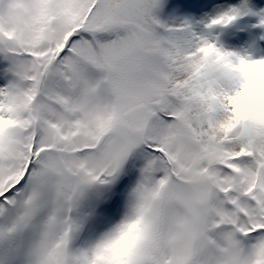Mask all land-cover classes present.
<instances>
[{"label":"snow or ice","instance_id":"obj_1","mask_svg":"<svg viewBox=\"0 0 264 264\" xmlns=\"http://www.w3.org/2000/svg\"><path fill=\"white\" fill-rule=\"evenodd\" d=\"M0 264H264V0H0Z\"/></svg>","mask_w":264,"mask_h":264}]
</instances>
